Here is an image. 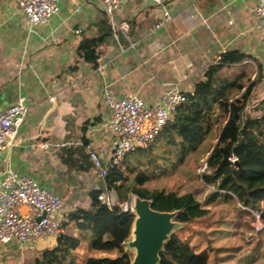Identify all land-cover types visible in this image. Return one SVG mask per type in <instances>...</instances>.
<instances>
[{
	"label": "crops",
	"instance_id": "1",
	"mask_svg": "<svg viewBox=\"0 0 264 264\" xmlns=\"http://www.w3.org/2000/svg\"><path fill=\"white\" fill-rule=\"evenodd\" d=\"M257 1L163 0L171 20L155 29L161 9L137 0L120 5L114 23L96 0H59L56 16L28 29L13 0H0V106L20 96L28 106L14 146L0 153V178L11 170L61 197L64 233L80 235L73 214L88 209L92 191L106 187L87 147L110 168L103 90L151 106L165 86L192 91L223 52L247 55L243 64L264 63L250 13ZM98 60L107 63L101 74ZM88 236L94 239L86 233L84 242ZM55 244L50 240L27 254L15 241L0 244V264H35Z\"/></svg>",
	"mask_w": 264,
	"mask_h": 264
},
{
	"label": "trees",
	"instance_id": "2",
	"mask_svg": "<svg viewBox=\"0 0 264 264\" xmlns=\"http://www.w3.org/2000/svg\"><path fill=\"white\" fill-rule=\"evenodd\" d=\"M247 60V55L237 51L221 54L219 60L205 70L202 81L194 86L193 95L186 94V102L177 108L156 141L135 153H151L158 142L166 141L173 148L178 164H182L189 154L195 153L203 145L213 125L223 118L224 125L206 163L207 171L203 172L202 180L207 185L215 182L217 177L221 178L220 189L233 193L242 207L260 213L264 226V101L253 108L256 112L254 115L245 120L242 118L253 88L262 82L263 68L257 64L256 77L253 81L249 80L247 85L242 84L246 77L244 72L236 74L233 79L220 76L225 69L244 66ZM244 88L242 98L229 97L232 90L242 91ZM217 110H220L219 114ZM129 156L107 170L105 183L115 196L114 206L108 209L102 205L98 200L101 190L92 191L88 209L79 210L72 216V223L81 234L73 237L63 233L56 239L54 247L42 252L41 259L35 264L131 263L124 243L131 235L135 216L129 210L123 212L118 205L128 201L127 191H123V187L131 177L141 188L152 178L153 173L135 174V169L127 162ZM232 157L238 162L240 170L230 162ZM154 164L158 171H162L160 167L165 165L158 162ZM194 220L185 207L176 210L173 217V222L179 225L191 224ZM181 230L170 235L163 244L157 264H210L211 259H215L214 254L210 255V244L204 249H197V245L180 236L184 231ZM253 232L260 235L264 230ZM86 233L92 234L94 238L88 246L93 255L78 263L77 250L85 240Z\"/></svg>",
	"mask_w": 264,
	"mask_h": 264
},
{
	"label": "built area",
	"instance_id": "3",
	"mask_svg": "<svg viewBox=\"0 0 264 264\" xmlns=\"http://www.w3.org/2000/svg\"><path fill=\"white\" fill-rule=\"evenodd\" d=\"M59 0H13L16 10L21 13L28 29L40 26L56 16L59 12ZM136 0H96L100 10L114 23L113 13L120 5ZM143 4L161 9V17L155 29L164 26L171 20V15L163 6V0H137ZM230 1V0H227ZM250 13L257 19V28L260 32V43L264 48V0H258L250 8ZM120 30L126 31L125 24H118ZM2 22L0 21V28ZM224 53V52H223ZM96 71L100 74L107 63L97 62ZM186 94L177 85L165 86V92L153 105H146L134 95L121 98L114 97L106 88L103 90V104L107 108L108 118L106 128L110 133V160L109 166L120 164L125 157L134 154L140 149L152 145L163 128L170 122L174 112L186 102ZM28 106L25 98L20 96L7 106H0V153L11 149L15 144L18 128L20 127ZM248 109L245 108L244 113ZM64 145H59L63 147ZM46 147V145H41ZM92 166L98 171V176L105 179V169L96 153L87 147ZM235 163L234 157L230 158ZM206 170L204 164L202 171ZM99 202L111 209L115 204L113 193L105 187L99 197ZM118 205V204H117ZM123 212L132 208L127 204L118 205ZM63 199L42 188L32 178L20 176L14 171L7 170L0 178V244L6 245L12 241L20 248L33 250L40 244L56 240L64 233V215L62 213ZM245 210L249 211L247 208ZM255 232L264 230L260 220V213L249 211Z\"/></svg>",
	"mask_w": 264,
	"mask_h": 264
},
{
	"label": "rangeland",
	"instance_id": "4",
	"mask_svg": "<svg viewBox=\"0 0 264 264\" xmlns=\"http://www.w3.org/2000/svg\"><path fill=\"white\" fill-rule=\"evenodd\" d=\"M260 63L264 70V63ZM257 69L256 64L248 63L225 69L220 76L223 79H233L236 74L244 72L246 77L242 84L247 85L249 80L255 79ZM244 90L245 88L242 91L232 90L229 97L240 99ZM261 101H264V75L262 82L251 92L247 102L248 111L242 117L243 120L256 113L253 108ZM216 113L219 114L220 110ZM223 125L224 119L221 118L218 124L213 125L203 145L195 153L189 154L182 164H178L173 148L166 141L158 142L151 153L131 154L127 162L135 169V174L145 172L153 175L141 188L135 184L134 177L130 178L123 187L128 198L125 204L128 209L132 208L133 213L134 202L138 199L146 200L152 210L168 216L165 222L169 231L168 236L182 229L184 231L181 230L180 236L187 242L197 245V249H204L210 244V255H215L210 264H264V233L254 234L250 209L245 210L233 193L220 189L221 178L217 177L215 182L205 185L201 177L203 166L217 145ZM154 162L165 163L160 167L162 171L155 170ZM228 196L232 199L227 198ZM181 207H185L190 217L196 219L193 223L179 225L172 221V216ZM89 238L90 236L77 250L78 263L93 255L88 248V242L91 240ZM133 241L134 236L131 233L124 243L131 261L136 252ZM24 253H35V249L24 250Z\"/></svg>",
	"mask_w": 264,
	"mask_h": 264
},
{
	"label": "water",
	"instance_id": "5",
	"mask_svg": "<svg viewBox=\"0 0 264 264\" xmlns=\"http://www.w3.org/2000/svg\"><path fill=\"white\" fill-rule=\"evenodd\" d=\"M234 164L240 170L238 162ZM133 209L135 220L131 233L134 236L136 252L130 264H157L159 251L169 238L165 225L168 216L152 210L146 200H136ZM173 217L174 215L172 221Z\"/></svg>",
	"mask_w": 264,
	"mask_h": 264
}]
</instances>
